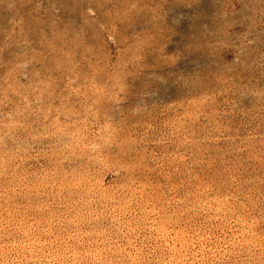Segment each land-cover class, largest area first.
<instances>
[{
  "label": "rangeland",
  "instance_id": "374dc122",
  "mask_svg": "<svg viewBox=\"0 0 264 264\" xmlns=\"http://www.w3.org/2000/svg\"><path fill=\"white\" fill-rule=\"evenodd\" d=\"M0 264H264V0H0Z\"/></svg>",
  "mask_w": 264,
  "mask_h": 264
}]
</instances>
